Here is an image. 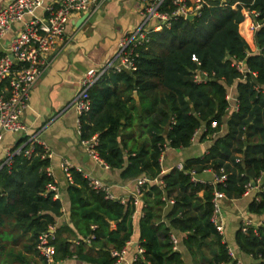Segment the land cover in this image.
<instances>
[{
  "label": "trees",
  "instance_id": "trees-1",
  "mask_svg": "<svg viewBox=\"0 0 264 264\" xmlns=\"http://www.w3.org/2000/svg\"><path fill=\"white\" fill-rule=\"evenodd\" d=\"M243 9L258 14L251 50L238 32ZM135 52L134 70L105 73L88 90V112L78 117L80 140L94 136L93 150L105 166L119 171L120 179L160 183H146L139 191L142 252L131 264H182L172 249L173 234L184 235L180 244L193 259L199 255L196 264H234L209 221L213 187L191 177L206 171L225 176L214 188L226 200L240 199L254 183L259 191L247 211L264 213V0L209 1L191 21L176 19L168 29L150 33ZM237 62L248 72L239 74ZM196 68L207 74L205 82L193 81ZM231 86L236 110L225 100ZM200 128L199 139L210 141L205 153L186 159L181 170L161 174L160 156L187 148ZM28 146L8 165L0 162V264H30L33 257L45 264L36 250L38 236L60 216L59 201L45 192L48 160L40 158L36 144L24 156ZM70 176L69 226L54 227L48 239L52 264H115L117 255L111 252L118 254L132 236L133 199L124 204L106 200L87 187L79 172L70 170ZM165 200L172 204L156 222ZM234 240L250 264H264V226L255 234L251 228L245 234L238 230ZM202 247L213 248L211 256L201 255Z\"/></svg>",
  "mask_w": 264,
  "mask_h": 264
},
{
  "label": "crops",
  "instance_id": "crops-1",
  "mask_svg": "<svg viewBox=\"0 0 264 264\" xmlns=\"http://www.w3.org/2000/svg\"><path fill=\"white\" fill-rule=\"evenodd\" d=\"M8 1L0 0V8ZM54 1L56 0H44L45 3ZM40 13L39 10L36 12L38 15ZM84 15H87L86 18L80 21ZM245 22L247 23L243 26ZM141 23L142 18L139 15L137 0H102L92 13L72 15L55 50L45 57L43 75L30 91L27 107L20 118V123L25 128L24 132L3 133L0 140V162L6 152L21 141L30 138L44 142L49 149L51 158L47 168L51 180L57 187L54 200H58L61 205L60 216L56 218L54 227L69 226L67 219L69 201L66 188L70 183L67 182L60 169V164L63 162L69 165L70 170L79 172L81 176L87 175L104 184L112 196L123 201L122 204L129 198L135 199L132 236L124 247L125 252L119 264H131L138 248V220L142 215L143 203L139 193L141 188L136 182L140 177L122 180L119 177V171L98 164L90 158L79 138L78 115L71 107V103L79 90L81 76L89 69L109 65L114 59L119 38L136 29ZM248 23H250L249 19L242 21L238 25V32L251 50L253 49V43L250 40L252 38L246 33ZM10 35L9 33L6 36L4 43ZM228 94L234 98L233 86L229 88ZM224 129L223 125L221 131L224 132ZM202 132L203 128H200L187 148L167 150L163 153L160 160V169L163 173L182 166L186 159L201 157L205 153L210 141L199 139ZM211 178L212 173L206 171L198 175L196 179L200 182H208ZM254 197V191H249L240 199L220 201L222 218H224L223 232L220 233L222 242L226 244L227 250L232 252L233 259L242 264H250L251 260L237 249L234 240L236 231L239 230L243 220L249 221L252 226L264 222V213L252 215L247 211V206ZM164 203L156 222L163 219L172 204L167 200ZM225 218L231 222V232H224ZM173 236L176 240L174 251L180 254L182 264H196L200 261L199 255L193 259L180 244L181 238L184 237L183 234H173ZM206 249L208 248H201V255L211 256L213 248L205 253ZM67 263L73 264V262Z\"/></svg>",
  "mask_w": 264,
  "mask_h": 264
},
{
  "label": "built area",
  "instance_id": "built-area-1",
  "mask_svg": "<svg viewBox=\"0 0 264 264\" xmlns=\"http://www.w3.org/2000/svg\"><path fill=\"white\" fill-rule=\"evenodd\" d=\"M102 0H56L52 3H45L44 0H9L0 8V140L3 133H20L25 128L20 123V118L27 107L30 97V91L38 79L45 71V57L48 53L55 50L57 42L62 38L69 18L74 14L92 13L101 3ZM212 0H137L139 5V15L142 23L133 31L122 35L117 42V50L112 62L102 68L87 70L79 80V90L75 94L71 107L77 113L78 117L88 112L90 103L88 99V90L104 75L110 71L112 73L131 72L134 70V59L136 57L135 49L148 42V35L157 32L161 28L168 29L173 20L183 19L187 16L197 17L203 6H206ZM41 11L38 15L37 11ZM243 20L249 19L246 32L253 39L254 31L258 28V24L253 18L258 14L247 10L241 11ZM241 24V23H240ZM13 29V32L11 30ZM11 34L6 42L4 40L8 34ZM250 39V40H252ZM190 60L199 66L196 58L192 55ZM235 69L239 74L248 72L242 62L235 64ZM192 79L196 83L205 82L207 74L199 69H195ZM225 100L230 104L232 110H236V101L228 93ZM28 144L29 146L23 151L24 156H29L33 149L32 144H36L41 148V159L50 160L51 153L44 142L30 138L24 140L16 148H12L5 153L1 165H8L9 158L18 154L22 148ZM86 152L90 158L98 164H105L97 156L93 147L96 145V138L93 136L88 140H83ZM159 158V161L161 160ZM60 169L67 180L71 184V176L69 165L65 162L60 164ZM176 169L181 170L182 166ZM44 173L49 178L48 184L45 186V192L51 193L53 199L56 197L57 187L51 180V175L47 167ZM160 173L163 171L160 169ZM86 181L87 187L95 193H101L104 199L109 201H118L123 203L121 199L112 196L108 188L96 179L87 175L82 176ZM192 181L197 179L191 177ZM225 181V176H214L208 182L213 187L211 198V214L209 221L216 229L218 234L221 233L222 216L220 201L225 197L222 193L215 190L216 184ZM156 182L155 180L153 181ZM146 183H152L145 178L137 180L138 187ZM258 183V180L256 181ZM249 191L258 192L259 189L254 183H250L245 187L246 195ZM135 204V199H133ZM170 204V200H167ZM264 226L263 223L252 226L249 221L243 220L239 226V231L245 234L247 229L251 228L255 234L256 228ZM54 227H49L46 233L38 236V244L36 250L45 264H52L51 256L53 249L48 245V239H52ZM88 242V240H84ZM172 249L175 250L176 240L173 235L170 236ZM124 248L116 254L111 252L112 256L117 255L115 264H119L124 254ZM141 249L137 248L135 255L141 254ZM228 255L234 261V264H242V262L233 259L232 252L227 250ZM134 255V257H135ZM133 257V260H134ZM132 260V261H133Z\"/></svg>",
  "mask_w": 264,
  "mask_h": 264
},
{
  "label": "rangeland",
  "instance_id": "rangeland-1",
  "mask_svg": "<svg viewBox=\"0 0 264 264\" xmlns=\"http://www.w3.org/2000/svg\"><path fill=\"white\" fill-rule=\"evenodd\" d=\"M221 216H222V213H221ZM225 216V215H224ZM226 219V226L224 228V232L226 233L227 231L231 232V222L229 219L225 218ZM224 222V218H222V224ZM219 223V226H221V231L223 232V226ZM208 249H206L205 253H207ZM16 252V251H15ZM41 261H39V258L38 257H33V261L30 262V264H41L40 263Z\"/></svg>",
  "mask_w": 264,
  "mask_h": 264
},
{
  "label": "water",
  "instance_id": "water-1",
  "mask_svg": "<svg viewBox=\"0 0 264 264\" xmlns=\"http://www.w3.org/2000/svg\"><path fill=\"white\" fill-rule=\"evenodd\" d=\"M86 16H87V15H84V16L81 18L80 21H83V20L86 18ZM192 19H193V16H187V17L185 18V20H187V21H191ZM133 97H135V94H133Z\"/></svg>",
  "mask_w": 264,
  "mask_h": 264
}]
</instances>
